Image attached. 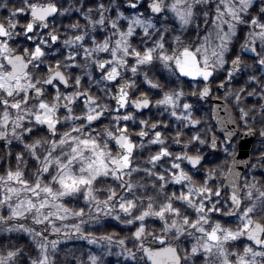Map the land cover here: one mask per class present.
Segmentation results:
<instances>
[{
    "label": "clouds",
    "instance_id": "clouds-1",
    "mask_svg": "<svg viewBox=\"0 0 264 264\" xmlns=\"http://www.w3.org/2000/svg\"><path fill=\"white\" fill-rule=\"evenodd\" d=\"M0 264H264V0H0Z\"/></svg>",
    "mask_w": 264,
    "mask_h": 264
}]
</instances>
